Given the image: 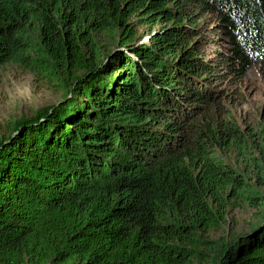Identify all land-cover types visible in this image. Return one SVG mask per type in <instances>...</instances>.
<instances>
[{
	"label": "trees",
	"instance_id": "trees-1",
	"mask_svg": "<svg viewBox=\"0 0 264 264\" xmlns=\"http://www.w3.org/2000/svg\"><path fill=\"white\" fill-rule=\"evenodd\" d=\"M5 66L62 99L0 140V264H264L263 130L217 108L264 0H0ZM234 202L256 223L209 240Z\"/></svg>",
	"mask_w": 264,
	"mask_h": 264
},
{
	"label": "rangeland",
	"instance_id": "rangeland-1",
	"mask_svg": "<svg viewBox=\"0 0 264 264\" xmlns=\"http://www.w3.org/2000/svg\"><path fill=\"white\" fill-rule=\"evenodd\" d=\"M215 48V51L222 50L220 46ZM217 89L224 97L217 100V108L219 111L229 109L243 134L252 139L259 130L264 134V67L254 66L241 82L227 83ZM61 99L56 88L35 81L27 71L14 66L1 68L0 140L8 138L19 119H30L38 109L55 106ZM259 211L256 207L234 202L227 208L225 224L211 231L208 239L220 243L246 233L256 223ZM206 253V259H211L213 253Z\"/></svg>",
	"mask_w": 264,
	"mask_h": 264
}]
</instances>
